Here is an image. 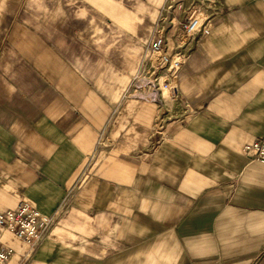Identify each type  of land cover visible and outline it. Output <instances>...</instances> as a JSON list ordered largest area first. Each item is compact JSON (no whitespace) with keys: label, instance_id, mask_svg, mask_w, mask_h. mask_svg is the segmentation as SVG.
<instances>
[{"label":"crops","instance_id":"0c3cea01","mask_svg":"<svg viewBox=\"0 0 264 264\" xmlns=\"http://www.w3.org/2000/svg\"><path fill=\"white\" fill-rule=\"evenodd\" d=\"M192 1L0 0V211L52 218L0 225L6 264H264V0L217 1L176 100L127 96Z\"/></svg>","mask_w":264,"mask_h":264},{"label":"built area","instance_id":"2783aa9c","mask_svg":"<svg viewBox=\"0 0 264 264\" xmlns=\"http://www.w3.org/2000/svg\"><path fill=\"white\" fill-rule=\"evenodd\" d=\"M218 0H193L184 9L183 34L180 47L170 52L160 22L156 26V37L147 47L138 70L132 79V86L127 96L150 102L162 99L176 100L179 96V71L186 57L189 42L211 32V20L216 15ZM245 151L252 160L264 163V133ZM88 175L83 170L79 181ZM52 218L43 214L30 201L21 202L16 208L0 211V225L8 228L17 237L32 247L43 239L44 231ZM12 253L10 248H0V264H6ZM28 256V255H27ZM27 256L25 258H27Z\"/></svg>","mask_w":264,"mask_h":264}]
</instances>
